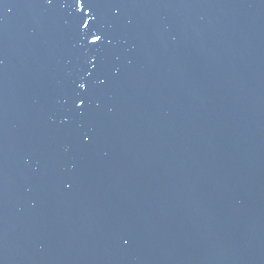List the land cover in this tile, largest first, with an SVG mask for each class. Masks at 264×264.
<instances>
[{
	"label": "water",
	"instance_id": "95a60500",
	"mask_svg": "<svg viewBox=\"0 0 264 264\" xmlns=\"http://www.w3.org/2000/svg\"><path fill=\"white\" fill-rule=\"evenodd\" d=\"M0 264H264V0H0Z\"/></svg>",
	"mask_w": 264,
	"mask_h": 264
},
{
	"label": "snow or ice",
	"instance_id": "6c2138e0",
	"mask_svg": "<svg viewBox=\"0 0 264 264\" xmlns=\"http://www.w3.org/2000/svg\"><path fill=\"white\" fill-rule=\"evenodd\" d=\"M83 27L88 28V24L85 23ZM98 42L102 43L101 36L93 34L91 40L88 43L89 45H97ZM79 87L82 89L85 88V83H81ZM77 99L79 100V103L76 105L77 108H80L82 105H85L86 99L84 97L79 96L77 97Z\"/></svg>",
	"mask_w": 264,
	"mask_h": 264
}]
</instances>
